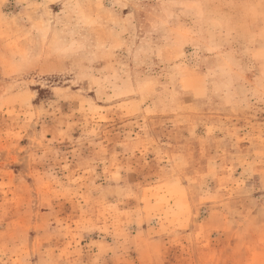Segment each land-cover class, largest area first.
Segmentation results:
<instances>
[{
  "label": "rangeland",
  "instance_id": "rangeland-1",
  "mask_svg": "<svg viewBox=\"0 0 264 264\" xmlns=\"http://www.w3.org/2000/svg\"><path fill=\"white\" fill-rule=\"evenodd\" d=\"M0 264H264V0H0Z\"/></svg>",
  "mask_w": 264,
  "mask_h": 264
}]
</instances>
